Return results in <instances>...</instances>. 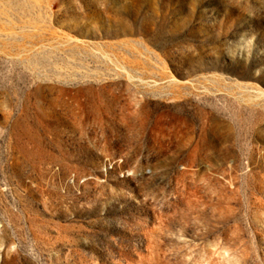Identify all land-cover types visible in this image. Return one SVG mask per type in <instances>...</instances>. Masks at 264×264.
<instances>
[{"label":"rangeland","instance_id":"1","mask_svg":"<svg viewBox=\"0 0 264 264\" xmlns=\"http://www.w3.org/2000/svg\"><path fill=\"white\" fill-rule=\"evenodd\" d=\"M0 264H264V0H0Z\"/></svg>","mask_w":264,"mask_h":264}]
</instances>
